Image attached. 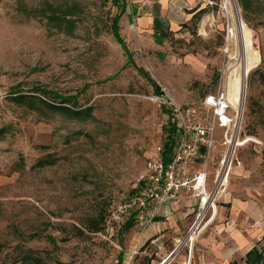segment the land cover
I'll return each instance as SVG.
<instances>
[{
  "label": "rangeland",
  "instance_id": "obj_1",
  "mask_svg": "<svg viewBox=\"0 0 264 264\" xmlns=\"http://www.w3.org/2000/svg\"><path fill=\"white\" fill-rule=\"evenodd\" d=\"M213 1L201 22L161 36L139 25L134 0H0V264H25L29 250L50 264H118L128 252L126 229L111 237L91 231L89 223L103 214L106 224L150 153L174 134L157 96L168 93L206 115L205 95L233 70L236 15L228 0ZM235 3L260 59L247 74L243 133L264 141V0ZM51 6L71 12L72 33L49 23ZM122 8L120 32L132 65L112 30ZM139 69L158 84L157 93ZM53 94L77 96L66 106H92L93 115L77 118L52 108L62 104ZM217 133L220 142L221 128ZM219 142L207 164L211 180ZM238 158L252 171L244 179L257 187L251 193L263 201L264 150L248 144Z\"/></svg>",
  "mask_w": 264,
  "mask_h": 264
},
{
  "label": "built area",
  "instance_id": "obj_2",
  "mask_svg": "<svg viewBox=\"0 0 264 264\" xmlns=\"http://www.w3.org/2000/svg\"><path fill=\"white\" fill-rule=\"evenodd\" d=\"M143 1L151 4L156 0ZM207 3L217 4L213 0ZM239 78L242 93L240 104L237 105L231 99V91L233 83ZM246 87L247 80L243 82L242 70H231L227 77L220 80L215 92L205 95L202 103L206 115L200 114L193 105L178 103L168 93L157 96L156 99L169 111L167 118L171 120L175 132L171 138L159 143L147 157L132 192L112 209L105 234L110 235V224H122L130 217L141 228H146L155 220L162 206L190 196L197 199L195 219L185 237L178 242V248L186 245L192 252L198 239L216 221L219 200L227 192L235 168L242 165L238 158L239 150L248 144L264 147L262 139L243 133ZM218 127L222 131L220 142ZM218 142L222 150L219 152L216 173L211 180L207 164L214 160L212 152L216 150ZM166 143H169L171 152H167ZM134 253L137 254L138 250ZM169 258L159 264H165ZM187 264H191V259Z\"/></svg>",
  "mask_w": 264,
  "mask_h": 264
},
{
  "label": "crops",
  "instance_id": "obj_3",
  "mask_svg": "<svg viewBox=\"0 0 264 264\" xmlns=\"http://www.w3.org/2000/svg\"><path fill=\"white\" fill-rule=\"evenodd\" d=\"M134 2L132 12L142 14L138 17L139 25L151 27L161 36L179 32L196 20L201 22L208 4V0ZM251 145L256 152L264 150V147ZM249 170L244 165L235 168L229 188L219 200L216 221L198 239L192 252L186 245L178 248V242L185 237L195 219L196 198L184 196L162 206L146 228H141L131 217L122 224H110L111 237L121 234L124 229L129 234L130 248L119 255L118 264H159L168 256L165 264H187L190 259L191 264H246L247 253L255 246L261 248L264 245V200L252 194L251 189L257 187L247 185L248 179L244 180L251 175ZM105 223L100 229L105 230L104 234L109 226L108 220ZM135 250H138L137 254Z\"/></svg>",
  "mask_w": 264,
  "mask_h": 264
},
{
  "label": "trees",
  "instance_id": "obj_4",
  "mask_svg": "<svg viewBox=\"0 0 264 264\" xmlns=\"http://www.w3.org/2000/svg\"><path fill=\"white\" fill-rule=\"evenodd\" d=\"M49 9H50L49 11L52 12L50 14L46 13L49 23H54L55 28H57L59 31H65V29H69V32L72 33L74 30L75 22H74V20H72V18H70V17H72L71 12H65L63 14L62 13L59 14L58 11L55 10V7L51 6ZM125 9L126 8H122V11L113 18L112 30H113V33L115 35L116 40L123 47L124 51L127 54L129 53L127 64L132 65L134 63L133 57L131 58L130 49H129L125 39L123 38V36L120 32V30H121L120 19L122 17L123 12L125 11ZM34 13H35L34 15L36 16V13H38V12H34ZM139 72H142V75L151 81L152 85L154 86V90L157 93V89L159 88L158 84L154 80H152L150 78V76H147V73L143 69H139ZM260 76H261L262 81L264 83V71L260 74ZM87 89H88V87L81 90L80 94L85 92ZM36 90L40 91L38 89H36ZM158 92H160V89ZM43 93H48V92L44 91ZM18 96H21V97H18L17 100H20V101L24 100L25 102L33 104V100H31V98L28 99V97L26 95L25 96L18 95ZM53 97L60 98L62 104L60 106H57V105L49 103L52 105L51 106L52 108H53V106H56L55 109L64 111L68 115L73 116V117H77V118H87V117H91L93 115V107L92 106L82 108V107L77 106L76 102L74 104H72L71 107L66 106V104L73 103L72 101L76 100L77 96L65 97V96H62L60 94H53ZM43 102L46 103L45 101H43ZM166 147H167V152H171V147L169 146V143H166ZM49 162L50 161H48V160H43L40 163L48 164ZM103 222H104V216H103V214H99V216L97 218L90 221V223H89L90 230L93 232L100 230ZM45 237L48 241L55 242V239L52 236L47 235ZM23 262L25 264H50V263L44 261L33 250H29L28 253L24 254ZM263 263H264V245L261 248H258L257 246H255L252 250H250L247 253L246 264H263ZM58 264H73V263L59 262Z\"/></svg>",
  "mask_w": 264,
  "mask_h": 264
},
{
  "label": "bare ground",
  "instance_id": "obj_5",
  "mask_svg": "<svg viewBox=\"0 0 264 264\" xmlns=\"http://www.w3.org/2000/svg\"><path fill=\"white\" fill-rule=\"evenodd\" d=\"M228 2L230 4V7L233 8L235 15H236V20H237V27L236 28L233 27L231 29L230 36L235 39V43L239 51L237 62L231 65V68L235 72L242 70L243 82H245V80L247 79L246 77H247L248 71L256 68L259 64L260 59L257 54L258 50L256 49L254 41H253L252 31L247 26V24L244 22V20L240 17L239 9L235 3V0H228ZM245 71H246V75H245ZM240 81L241 80L239 78L237 82L235 81L233 83L232 91H231V99L237 105L240 104L241 93H242Z\"/></svg>",
  "mask_w": 264,
  "mask_h": 264
}]
</instances>
